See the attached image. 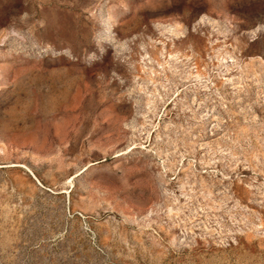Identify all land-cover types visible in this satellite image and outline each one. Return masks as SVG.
Returning a JSON list of instances; mask_svg holds the SVG:
<instances>
[{"label": "rangeland", "instance_id": "1", "mask_svg": "<svg viewBox=\"0 0 264 264\" xmlns=\"http://www.w3.org/2000/svg\"><path fill=\"white\" fill-rule=\"evenodd\" d=\"M0 264H264V0H0Z\"/></svg>", "mask_w": 264, "mask_h": 264}, {"label": "clouds", "instance_id": "2", "mask_svg": "<svg viewBox=\"0 0 264 264\" xmlns=\"http://www.w3.org/2000/svg\"><path fill=\"white\" fill-rule=\"evenodd\" d=\"M108 25L107 28L105 27V25ZM113 27L110 25L109 22L107 21H102L100 23V27L97 29V31L95 32V34L93 35L92 38V43L95 46L96 50L99 52V55H97L96 51L93 52H88L85 60L83 61L85 65L87 66H91V64L97 60H100L105 51L106 48L104 47V45H108L110 46L113 51H115L116 49V45L117 44H121L123 45V41H120L119 38H117V36L115 35V33L112 31ZM255 32L256 38L258 36V33H260L259 31H256L255 29L251 30ZM61 55L65 56L67 59H71L72 57L68 54L67 51L61 50L59 52L53 51V53L51 54L52 58H58ZM44 56H42L41 58H43Z\"/></svg>", "mask_w": 264, "mask_h": 264}]
</instances>
